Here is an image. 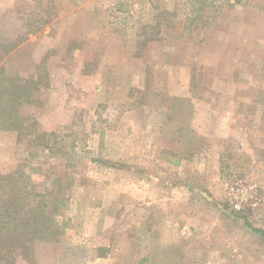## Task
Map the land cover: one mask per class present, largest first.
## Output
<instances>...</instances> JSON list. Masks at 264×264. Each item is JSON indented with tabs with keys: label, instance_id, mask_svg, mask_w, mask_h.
Returning <instances> with one entry per match:
<instances>
[{
	"label": "rangeland",
	"instance_id": "1",
	"mask_svg": "<svg viewBox=\"0 0 264 264\" xmlns=\"http://www.w3.org/2000/svg\"><path fill=\"white\" fill-rule=\"evenodd\" d=\"M4 45L50 135L0 173L73 181L34 264H264V0H0Z\"/></svg>",
	"mask_w": 264,
	"mask_h": 264
},
{
	"label": "trees",
	"instance_id": "2",
	"mask_svg": "<svg viewBox=\"0 0 264 264\" xmlns=\"http://www.w3.org/2000/svg\"><path fill=\"white\" fill-rule=\"evenodd\" d=\"M10 51L11 45L0 51V129L16 131L21 139L45 141L50 133L37 128L34 118L24 116L22 107L33 102L34 93L48 83L40 76L7 70L1 61ZM24 165L12 173H0V264H18L19 256L34 264L35 241H57L64 232L57 216L68 207L72 179L66 174L54 177L51 187L41 191Z\"/></svg>",
	"mask_w": 264,
	"mask_h": 264
}]
</instances>
